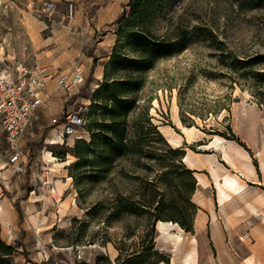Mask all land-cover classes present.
Here are the masks:
<instances>
[{
  "label": "rangeland",
  "instance_id": "374dc122",
  "mask_svg": "<svg viewBox=\"0 0 264 264\" xmlns=\"http://www.w3.org/2000/svg\"><path fill=\"white\" fill-rule=\"evenodd\" d=\"M132 1L0 0V52L7 65L30 69L38 62L52 74L78 66L85 79L72 90L49 81L20 139L21 171L2 156L0 241L13 249L7 254L0 245L1 259L94 264L103 255L107 260L100 264H149L145 248L154 238L167 258L161 264H264V0H150L143 18H130L135 24L128 28L178 40L180 49L149 61L143 71H113L108 62L114 51L139 58L118 31ZM104 73L109 81H140L133 94L118 97L127 110L105 99L107 92L97 94ZM69 110L79 111L84 123L60 139L51 118ZM177 118L195 127L194 139L182 134ZM215 135L225 139L237 163L225 166L219 184L213 178L222 168L215 161L230 163L201 148ZM52 136L59 142L48 143ZM115 136L122 137L120 153L105 143ZM178 136L182 145L176 147L168 137ZM165 143L191 153L196 170L210 181L193 176L180 185L179 173L188 166ZM47 150L70 163L53 170ZM152 189L179 203L189 194L195 205L189 206L191 231L163 220L171 225L159 232V220L142 204H128L132 211L114 207L120 198L134 202ZM134 254L141 257L127 261Z\"/></svg>",
  "mask_w": 264,
  "mask_h": 264
},
{
  "label": "trees",
  "instance_id": "16d2710c",
  "mask_svg": "<svg viewBox=\"0 0 264 264\" xmlns=\"http://www.w3.org/2000/svg\"><path fill=\"white\" fill-rule=\"evenodd\" d=\"M150 0H134L131 2V7L128 12V18L127 24L125 27H123L119 31V34L121 32H125L127 37V45L138 54L139 58L130 59L126 56L120 54L117 51H114L111 56L110 60L108 62L109 66L113 71L119 70V69H132L135 71H143L149 66V61L171 56L174 53H176L180 47L181 43L178 40L170 41L165 39H157L153 36L147 37L143 32L131 30L130 26H134L135 23H130V18L141 20L143 18V5H147ZM104 80L100 84L99 88L97 89V94L101 93L102 91L107 92V95L105 99L112 100V102L115 105H120L123 110L128 109V104L124 100H120L118 97L120 94L122 95H128L133 94L136 90L140 88V81H137L135 79H113L109 81L107 79V74L104 73ZM154 132L157 136L161 137L160 132L153 128ZM141 139L140 137L137 138V142H139ZM163 140V138H162ZM165 142V141H164ZM105 143L107 145V148L112 153H120L123 142L121 136H115V137H108L105 138ZM167 146L168 153H177L179 154V158H183L185 154V150L182 148H172L168 146L167 143H165ZM178 164L176 166L183 168L182 162H180V159H177ZM180 165V166H179ZM186 179H193V170L191 169H184L182 172L179 173V184L184 185ZM135 204L136 208L140 206V204L145 205L148 207V209L151 208L150 215L154 220H172L175 222H178L186 231H191L192 229V222L190 220V217L193 215V210L190 209L189 206H192L195 208L194 203L190 200L189 194H186L184 196V199L182 201L176 202L175 199H173L172 196H168L165 193H160L159 190L152 189V192L146 197L145 195L141 194V197H139L138 200L134 202L128 203V198H120L118 201L115 202L114 207L116 209L123 208L126 210V207L129 205ZM126 211H132L130 208ZM181 228V227H180ZM154 223H152L150 232H154ZM0 245L4 247L5 250H7V254L10 253V251L13 249L10 245H5L3 242L0 241ZM145 250L147 251V254L151 256V259L149 261V264H157L159 262H167V258L165 255L160 252L158 249L155 248L154 245V238L151 239L148 245H146ZM1 256V255H0ZM130 259H127V261H130L132 259H135L137 257H141L140 255L134 254ZM153 256V257H152ZM102 260H107L105 256L98 255L96 256L94 264H100ZM5 264H10V260H3L0 257V263L3 262ZM81 261H75L74 264L80 263ZM84 264H87L84 262ZM107 264H111V262L108 260Z\"/></svg>",
  "mask_w": 264,
  "mask_h": 264
},
{
  "label": "built area",
  "instance_id": "2783aa9c",
  "mask_svg": "<svg viewBox=\"0 0 264 264\" xmlns=\"http://www.w3.org/2000/svg\"><path fill=\"white\" fill-rule=\"evenodd\" d=\"M50 80L65 90L78 88L85 81L78 66L68 72L52 74L48 66L38 62L30 69L21 64L9 66L7 55L0 52V162H3L2 156L6 157L7 163L17 172L22 170L20 139L36 117ZM83 123L84 118L77 110L51 118L52 132L60 139L72 135ZM55 191L52 187L51 193Z\"/></svg>",
  "mask_w": 264,
  "mask_h": 264
},
{
  "label": "bare ground",
  "instance_id": "6f19581e",
  "mask_svg": "<svg viewBox=\"0 0 264 264\" xmlns=\"http://www.w3.org/2000/svg\"><path fill=\"white\" fill-rule=\"evenodd\" d=\"M176 123H177L178 128L182 132V134H186L189 139H192V138L194 139V137H195V131H194L195 130V127H193V126H191V127L184 126L178 118L176 119ZM51 138L48 141V143L55 144V143L59 142L55 136H52ZM168 141L171 144H173L174 146H176V147L182 145L181 144V136H178V137H175V138L174 137H168ZM201 148H203V149H211L212 150L211 155L214 156V157L216 156L215 152H220L223 155L224 160H226L231 165H233L232 157H231V154H230V152L228 151V149L226 147L225 139L224 138L215 135L213 138L209 139L208 142L202 144L201 145ZM46 158L52 162V166L54 168L53 170H56V168L57 167H60L61 164L66 165V164L70 163V161H71V160L62 161V162L61 161H58V159L56 157H54L53 153H51L50 150H47L46 151ZM182 160H183V162H185V164H187L188 168H190V167L192 168L193 162L191 161L189 154L187 156H185V158L183 156V159ZM215 162H216V164H219L220 167L222 168V169H218V172H220V173L219 174L217 173L214 176V178H213V180L215 181V183H218L219 184L220 181H221L220 176L227 169L225 168V165H223V164H221L219 162L217 163V161H215ZM194 172H195V170H193V175H194V177L196 178V180L199 183H203V184L206 185V183L209 182L207 179L204 178V176L201 175V173H199L198 171L195 172V173ZM170 225H171V222L170 221H162V220H159L158 223H157V228L159 229V232H164L165 230H167L170 227ZM247 264H254V263L252 261H248Z\"/></svg>",
  "mask_w": 264,
  "mask_h": 264
},
{
  "label": "crops",
  "instance_id": "0c3cea01",
  "mask_svg": "<svg viewBox=\"0 0 264 264\" xmlns=\"http://www.w3.org/2000/svg\"><path fill=\"white\" fill-rule=\"evenodd\" d=\"M190 155V159H191V161L193 162V160H194V157L192 156V154L191 153H189V152H185V155H184V158H185V156H187V155ZM232 157V161H233V165H230V164H226V162H223V160L220 158V160L222 161V163H225V166H226V168L227 169H229V168H231V166L234 168H236L237 167V163L235 162V160H234V158H233V156H231ZM183 161V160H182ZM185 163V162H184ZM187 165V164H186ZM191 168V167H190ZM192 170H195V172H197V170L196 169H198L196 166H194V164H193V166H192V168H191ZM207 169H208V167H207ZM260 169L262 170V171H264V160H262L261 159V161H260ZM194 172V173H195ZM198 172H200V171H198ZM207 172H208V170H207ZM201 173V172H200ZM201 174H203V173H201ZM205 175V174H204ZM194 176V175H193ZM205 177H206V175H205ZM196 179V178H195ZM206 179H207V177H206ZM252 179H254V177L252 178ZM208 181H210L209 179H207ZM246 180V179H245ZM247 181V180H246ZM198 185V184H197ZM215 186V185H214ZM201 187H203V186H201ZM217 196V195H216ZM215 202L216 203H218L217 202V197L215 198ZM172 250H173V247H172ZM162 262H159V263H157V264H161Z\"/></svg>",
  "mask_w": 264,
  "mask_h": 264
},
{
  "label": "water",
  "instance_id": "95a60500",
  "mask_svg": "<svg viewBox=\"0 0 264 264\" xmlns=\"http://www.w3.org/2000/svg\"><path fill=\"white\" fill-rule=\"evenodd\" d=\"M237 100V99H236Z\"/></svg>",
  "mask_w": 264,
  "mask_h": 264
}]
</instances>
